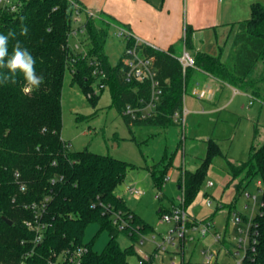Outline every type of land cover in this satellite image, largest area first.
Instances as JSON below:
<instances>
[{
    "label": "trees",
    "instance_id": "obj_1",
    "mask_svg": "<svg viewBox=\"0 0 264 264\" xmlns=\"http://www.w3.org/2000/svg\"><path fill=\"white\" fill-rule=\"evenodd\" d=\"M72 10L69 0H22L16 10L0 6V33H16L15 39L9 42L10 50L19 40L35 57L37 74L44 77V83L31 94L23 93L24 80L19 75L15 84L0 85V264L21 261L48 264L61 252L80 245L88 249L83 264H130V256L136 254L134 243L123 248L118 240L120 232L136 241L140 234L154 230L116 191L135 165L110 154L93 152L88 147L73 151L61 136L62 88L68 66L73 68V80L89 90L88 80L96 78L91 62L100 61L107 75L104 82L110 85L113 104L121 113L126 104L137 105L151 97L150 81L125 79L123 54L116 64L110 62L106 40L111 24L115 23L110 15L85 13L86 53L69 46ZM23 26L29 29L25 36L20 35ZM190 42L188 29L185 38L188 48ZM126 43L132 45L134 41L127 39ZM142 48L145 54L155 57L163 92L152 116L131 119L122 114L129 126L177 123L173 114L183 110L187 86L200 72L233 86L242 84L237 87L250 90L255 98L264 100L254 86L264 81L263 3L254 2L250 17L237 23L225 60L222 52L216 56L197 52L194 66L184 72L173 49L162 50L151 45H142ZM259 62H262V78L251 80ZM257 134L255 125L254 137ZM206 143V155L199 166L194 170L183 168L179 178L185 208L202 191L209 169L219 156L226 159L229 183L242 176L245 187L259 176L264 201V141L253 143L249 157L239 162L226 158L218 140L209 138ZM169 167L166 161L149 167L159 187L166 180ZM243 187L237 185L235 199ZM35 203L42 209L39 215L45 224L41 242H35V231L26 224L36 215ZM111 210L122 212L126 221L122 228L114 224ZM91 223H98L100 230L109 231V240L102 251L94 250L92 242L84 241L86 228ZM259 223L256 250L245 259V264H264V208Z\"/></svg>",
    "mask_w": 264,
    "mask_h": 264
},
{
    "label": "rangeland",
    "instance_id": "obj_2",
    "mask_svg": "<svg viewBox=\"0 0 264 264\" xmlns=\"http://www.w3.org/2000/svg\"><path fill=\"white\" fill-rule=\"evenodd\" d=\"M260 2L264 4V1ZM124 48V41L111 33L110 29L106 50L112 63L119 61L121 50ZM181 48L176 50L178 56L184 52ZM262 75V62H259L250 79L258 80ZM73 77V68L68 66L62 88V138L73 151L88 147L93 152L110 154L133 163L135 167L128 175L133 179L127 178L116 191L127 205L149 222L156 231L165 232L169 225L161 221L159 209L170 208L172 202L178 206L182 204L178 197L181 194L178 182L182 169L194 170L199 166L206 155L207 139L218 140L226 158L235 162L246 160L252 144L257 145L264 141V101L261 98L252 99L244 91L234 92L228 87L221 88L211 82L210 78L205 81L199 74L195 76L193 82H189L184 95L183 110L187 111L185 126L179 123L168 126H129L121 111L113 104L110 85L107 84L105 88L100 89V80L90 78L88 83L91 84V89L85 90L81 83L73 80ZM241 85L237 86L241 87ZM254 86L258 87L259 95L264 96V81ZM194 90L203 93V96L194 95ZM91 96H94L93 99ZM250 101L253 104H249ZM255 125L258 127L256 137H254ZM162 161L169 162L170 167L166 180L159 187L149 167L154 164L160 165ZM229 177L225 157H216L207 176L214 185L208 186L206 181L194 203L186 208L189 214H194L198 218L212 216L211 214L214 213L212 219L216 223V229L222 233L226 229L227 237L229 234L231 236L234 234V228L229 219L228 208L217 209V198L222 194L223 200L230 201L236 195L237 185L240 184V188L244 186V181H241L242 176L231 183ZM258 179L259 176L254 178L243 187V190L257 192ZM130 184L144 191L141 199L134 197L128 191ZM209 198H212L211 206L208 205ZM259 199H262L260 192ZM243 201L244 197L237 198L236 206L241 210ZM227 205L232 204L226 203L224 206ZM227 224L230 226L226 227ZM154 232L155 230L147 235L151 236ZM187 237H189L185 246L187 264H195L202 260L200 250L211 241V235L198 239L194 231H188ZM190 237L195 239L189 240ZM108 240L109 231L100 230L98 223L87 226L84 241L92 242L94 250L102 251ZM118 240L123 248L134 243L136 254L130 256V264H137L139 249L146 251L153 247L149 243L140 244L139 239L135 241L122 232ZM219 261L222 264L236 263L232 255L224 249L221 250Z\"/></svg>",
    "mask_w": 264,
    "mask_h": 264
},
{
    "label": "built area",
    "instance_id": "obj_3",
    "mask_svg": "<svg viewBox=\"0 0 264 264\" xmlns=\"http://www.w3.org/2000/svg\"><path fill=\"white\" fill-rule=\"evenodd\" d=\"M72 5L73 23L69 31V46L75 50L86 53L87 30L83 21V13H86L84 8L76 0H69ZM22 4V0H0V6L8 7L16 10ZM56 8V7H55ZM89 14H93L88 12ZM80 22V24H76ZM118 36L127 39H132V45H126L123 51L124 62V77L127 81H150L151 83V97L148 101H141L137 105L128 103L122 110V114L130 117L131 119H146L153 115V112L159 104L162 96V86L158 78L157 68L155 66V57L145 54L142 45H149L142 41L140 38L135 37L128 29L120 27ZM180 57H183V70L184 72L188 67L194 66V58L186 49ZM94 65L93 74L96 79L100 80L99 88L103 89L107 85L104 80L106 73L100 66V61L95 60L91 62ZM194 95L199 97L203 93L196 90L193 91ZM250 97L255 98L253 95ZM252 101L249 102L251 104ZM187 111H176L173 114L175 122L185 126ZM207 185L212 186L214 182L211 179L207 180ZM23 187V186H22ZM128 191L134 197L140 199L144 191L133 184H130ZM259 192H263V186H258L257 192L242 191L240 197H244L243 209L237 206H229L228 214L229 219L234 228V234L227 237V230L222 233L216 229V223L212 218L198 219L189 214L184 206V193L178 196L181 200V205H175L171 210L165 211L161 215V220L169 224V228L165 232H154L151 236L147 234H140V244L149 243L153 245L151 250L141 251L138 250L139 258L137 264H187L185 246L188 231H194L197 238H202L211 235V241L202 246L200 254L202 260L195 264H222L220 259L221 250L224 249L230 253L236 260L235 264H245V259L250 256L257 247L258 239L260 236V223L259 216L264 208V201L259 199ZM237 199H233V203ZM222 199H217V209L224 208ZM208 205H212V198L208 199ZM33 208L36 211L34 219L26 221V224L35 231V242H41L44 238L45 224L41 221V207L34 204ZM113 222L115 225L122 228L126 221L121 211H112ZM190 237L189 240H194ZM85 245L76 246L56 255L54 260L50 259L48 264H83V257L87 252ZM19 264H26L21 261Z\"/></svg>",
    "mask_w": 264,
    "mask_h": 264
},
{
    "label": "crops",
    "instance_id": "obj_4",
    "mask_svg": "<svg viewBox=\"0 0 264 264\" xmlns=\"http://www.w3.org/2000/svg\"><path fill=\"white\" fill-rule=\"evenodd\" d=\"M78 1L83 5L86 13L91 12L97 15L105 13L113 17L115 23L111 24L110 29L111 33L117 36L119 28L124 27L135 37L140 38L142 41L158 49H173L176 54V50H179L180 47H182L181 49L193 52V54L190 52V54L193 55V58L197 52H206L213 56L222 52V58L225 60L231 48L232 36L236 31L237 23L250 17L251 5L254 2L264 0ZM85 17L86 15L83 13V21H85ZM188 29L191 31L190 48L185 44ZM119 38L124 41L126 48V40L120 36ZM123 51L124 50H121L122 53ZM106 52L109 56V52L107 50ZM122 53L120 55H122ZM199 75L205 81L210 78L211 82L219 85L221 88L228 87L233 89L234 92L244 91L248 96L252 95L250 90L222 82L204 72H200ZM260 184H262V181L259 177L256 181V185L259 186ZM178 188L180 189L179 184ZM234 197L230 201L223 200L221 194V197L217 199H222L225 205L226 203L232 204ZM236 204L237 200L231 206H236ZM175 205V202H172L170 208L161 207L159 211L162 209V212H158L162 215L163 212L171 210ZM229 206H224V208H228ZM224 208L219 210H223ZM213 214L214 213L211 215L213 216ZM192 215L198 218L196 215ZM212 216L204 218H212ZM228 226L230 225L227 224L226 227ZM167 227L169 228V225ZM154 230L155 232H161L156 231L155 228Z\"/></svg>",
    "mask_w": 264,
    "mask_h": 264
},
{
    "label": "clouds",
    "instance_id": "obj_5",
    "mask_svg": "<svg viewBox=\"0 0 264 264\" xmlns=\"http://www.w3.org/2000/svg\"><path fill=\"white\" fill-rule=\"evenodd\" d=\"M28 31V27L23 26L20 35L25 36ZM15 37L16 33L13 31L0 33V85L15 84L19 75L24 80L23 93L31 94L44 83V77L37 74L35 57L19 40H16L10 50L9 42ZM178 59L183 63V57Z\"/></svg>",
    "mask_w": 264,
    "mask_h": 264
},
{
    "label": "water",
    "instance_id": "obj_6",
    "mask_svg": "<svg viewBox=\"0 0 264 264\" xmlns=\"http://www.w3.org/2000/svg\"><path fill=\"white\" fill-rule=\"evenodd\" d=\"M128 179H129V180H132V177H131V176H128ZM5 220L8 221L9 223H12V221L9 220V219H7V218H6Z\"/></svg>",
    "mask_w": 264,
    "mask_h": 264
}]
</instances>
